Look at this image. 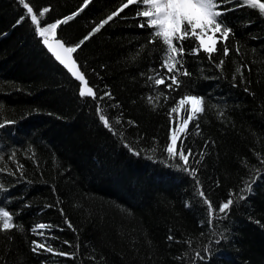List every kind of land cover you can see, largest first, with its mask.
<instances>
[{
	"label": "trees",
	"instance_id": "1",
	"mask_svg": "<svg viewBox=\"0 0 264 264\" xmlns=\"http://www.w3.org/2000/svg\"><path fill=\"white\" fill-rule=\"evenodd\" d=\"M25 3L36 13L50 9L41 26L83 7L58 26L57 37L66 46L83 41L73 57L103 99L79 95L81 83L46 52L30 17L21 21L20 0H0V207L19 226L0 231V264H264L259 9L225 3L229 37L218 39L211 58L202 50L190 54L194 38L185 39L190 75L169 90L148 79L167 72L159 41L149 43L152 29L140 27L146 18L136 17L137 4L84 40L120 0ZM188 93L204 98L205 111L183 138L193 153L185 171L165 145L173 119L183 118L178 101ZM98 106L112 131L99 120ZM172 107L178 110L170 114ZM230 198L233 204L219 213ZM38 224L51 227L40 235L32 231ZM33 241L45 247L33 251Z\"/></svg>",
	"mask_w": 264,
	"mask_h": 264
},
{
	"label": "snow or ice",
	"instance_id": "2",
	"mask_svg": "<svg viewBox=\"0 0 264 264\" xmlns=\"http://www.w3.org/2000/svg\"><path fill=\"white\" fill-rule=\"evenodd\" d=\"M20 3L26 9V14L21 17V21L30 17L31 24L35 26L34 31L42 38V43L46 46L49 53H51L55 60L63 65L77 81H80L82 86H78L79 95L81 97H91L94 100L103 99L102 97L98 98L93 88L88 85L85 75L81 72L80 68L77 66V61L73 58V53L77 52V49L83 41L75 46H66V42L57 37L58 26L66 24L74 19V17L79 14V11H83V7L77 12H73L71 15L66 16L64 19H58L54 23L41 26L40 18H43L45 13L49 12L50 9L45 7L36 13L33 7L29 6V3H25V0H20ZM89 3L90 0H82L83 6H87ZM225 3L247 5L252 9H259L260 14L264 15V2H261V0H127V2L120 0L121 6L95 26L91 33L84 37V40L89 39L95 32H99L105 24L120 12H123L124 9L128 8L130 5L137 4L136 17L146 18V20L140 24V27H149L152 29L149 36V43H156L159 41L160 51L162 53L161 69H166L167 72V75H165L163 71H157L154 77L149 76L148 79L152 81L157 88L164 85L169 90L178 89L182 83L179 76L190 75L183 66L184 40L189 37L194 38V47L190 54H198L199 51L202 50L211 58V54L217 51L216 44L218 39L226 41L229 37L231 29L222 19L227 11V9L224 8ZM218 33L220 37H217ZM236 51L239 52V49L237 48ZM223 54L224 56L229 54V48L226 43L223 47ZM223 63L224 61L221 60L217 67H222ZM178 65L179 67H177ZM237 71L239 72L240 69L238 68ZM105 95H110V93H105ZM160 95H164V93L160 92ZM156 99H159V96H157ZM148 102L152 103L153 97L149 96ZM178 105L184 109L183 118L179 122H177L175 118L173 119L170 143L165 145V151L172 158L178 156L179 161H181L184 166V170L189 171L188 164L193 153L191 149L185 151L183 138L188 132L189 124L197 119L198 114L205 111L204 98L190 93L184 94L178 101ZM177 110V107H172L170 114L176 113ZM97 112L99 120L103 123L104 127L112 131L110 120L103 112V109L98 106ZM116 122L118 123L119 121ZM5 123L10 122L6 121ZM4 126L5 124H0V127ZM195 127L198 129L199 125L196 124ZM178 141H180L179 145ZM130 151L134 150L130 148ZM135 154L138 155L139 153ZM202 155L203 153H201V156ZM197 163H199V161H197ZM22 167V165H18V168L22 169ZM195 174V169H191V175L195 176ZM199 195L203 197L205 193L201 190ZM240 198L243 199L242 196ZM205 203L208 205L210 216L209 223L211 224L212 205L207 200H205ZM232 204L233 200L231 198L228 199L226 202L217 206L218 212L221 214L225 213ZM15 227L19 226L14 224L13 216L9 211L0 207V231L11 230ZM50 227L49 225L38 224L32 231L43 235V233L38 232V230ZM169 239H172V237H169ZM32 243L34 245L33 251H36L37 248L45 247L43 243H38L36 241ZM46 251L52 252L53 249L47 247ZM59 254L65 255L64 253Z\"/></svg>",
	"mask_w": 264,
	"mask_h": 264
},
{
	"label": "water",
	"instance_id": "3",
	"mask_svg": "<svg viewBox=\"0 0 264 264\" xmlns=\"http://www.w3.org/2000/svg\"><path fill=\"white\" fill-rule=\"evenodd\" d=\"M41 45L43 46V48L46 50V52L55 60V58L51 55V53H49V51L47 50V48H46V46L42 43V40H41ZM74 58V57H73ZM55 62L60 66V67H62L69 75H70V77L73 79V80H75V81H77L76 79H75V77H73L72 75H71V73L63 66V65H61L58 61H56L55 60ZM78 66V65H77ZM78 82H80V81H78Z\"/></svg>",
	"mask_w": 264,
	"mask_h": 264
},
{
	"label": "rangeland",
	"instance_id": "4",
	"mask_svg": "<svg viewBox=\"0 0 264 264\" xmlns=\"http://www.w3.org/2000/svg\"><path fill=\"white\" fill-rule=\"evenodd\" d=\"M180 109L183 110V108H180ZM181 120H182V118L180 117V118H179V121H181Z\"/></svg>",
	"mask_w": 264,
	"mask_h": 264
}]
</instances>
